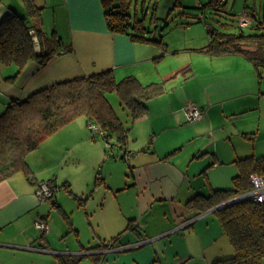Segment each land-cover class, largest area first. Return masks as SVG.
<instances>
[{
    "label": "crops",
    "instance_id": "obj_1",
    "mask_svg": "<svg viewBox=\"0 0 264 264\" xmlns=\"http://www.w3.org/2000/svg\"><path fill=\"white\" fill-rule=\"evenodd\" d=\"M106 1L33 0L39 8L34 15L23 0H0V22L18 14L36 31L35 52L53 35L62 41L60 53L49 63L31 60L18 74L17 65L0 60V114L13 98L106 69L117 81L135 76L141 84L161 85L146 101L147 112L126 133V145L114 141L127 162L121 181L110 169L103 170L105 178L96 171L114 138L97 137L83 116L27 155L33 180L19 171L0 181V264H78L81 255L92 264L93 257L100 258L97 264H211L231 256L216 205L201 210L200 202L189 200L231 189L232 177L240 171L237 160L264 155V67L237 53L207 54L203 47L209 35L200 44L196 37L179 41L142 34L162 41L156 43L114 32L108 27ZM246 16L252 24L253 16ZM187 102L203 110L199 120L188 123L183 111ZM82 145L91 165L82 171V186L75 187L68 172L77 163L74 147ZM126 150L132 153L128 159ZM42 180L55 186L51 201L36 199L35 186ZM102 186L95 207L99 217L88 220L90 232L83 236L75 206H67L55 190L63 187L87 214L89 196ZM106 190L109 200H115L109 217ZM36 220L48 223L49 232L36 229ZM112 238L122 247L103 252Z\"/></svg>",
    "mask_w": 264,
    "mask_h": 264
},
{
    "label": "trees",
    "instance_id": "obj_2",
    "mask_svg": "<svg viewBox=\"0 0 264 264\" xmlns=\"http://www.w3.org/2000/svg\"><path fill=\"white\" fill-rule=\"evenodd\" d=\"M30 13H39L33 0H23ZM114 1V3H113ZM180 5L178 1L174 6ZM106 17L110 18L108 27L114 32L130 34L134 40L154 41L160 39L145 37L148 27L144 19L135 16L133 19L125 11L124 0L119 11L116 0L105 2ZM210 7L219 10L216 0H207L198 8ZM209 26V25H208ZM256 34L244 32H227L207 29L209 41L203 47L211 56L237 53L245 55L257 68L264 67V5L261 16L253 17L250 25ZM24 16L13 14L0 22V60L4 65H17L18 74L24 64L35 60L40 65L60 53L62 41L53 35L42 46L40 53L35 52V44L29 33ZM132 30V32L130 31ZM16 76V75H15ZM11 77V79H13ZM161 91L158 83L141 84L135 76H126L117 81L112 70L91 73L40 87L26 98H13L0 114V181L12 174L22 171L33 180L26 157L59 128L78 116L85 115L87 120L100 126L108 138L124 146L127 143V132L137 118L147 112L146 101ZM108 93H115L119 105L126 112L125 120L114 109ZM239 174L233 178V187L225 190H213L207 197H194L190 203L200 202L201 210L226 201L230 197L251 188L249 176L252 173L264 174V155L248 156L237 160ZM52 187H55L51 184ZM69 192L68 184H62ZM225 230L227 240L234 248V254L213 261L211 264H264V203L253 200H241L223 205L215 210ZM115 239V238H112ZM95 264L99 257H93ZM73 262V261H72ZM62 263V262H61ZM64 264V263H62ZM75 264V262L71 263Z\"/></svg>",
    "mask_w": 264,
    "mask_h": 264
},
{
    "label": "rangeland",
    "instance_id": "obj_3",
    "mask_svg": "<svg viewBox=\"0 0 264 264\" xmlns=\"http://www.w3.org/2000/svg\"><path fill=\"white\" fill-rule=\"evenodd\" d=\"M177 0H124L125 11H127L132 19L137 16L139 18L144 19V24L148 27L149 31L146 33L149 36H153V34L163 38H171L173 40L182 41L183 37L186 38H194L196 42H200V44H204L207 41L208 32L205 25H209L211 28H215L227 32H236L240 33L241 31L244 34H256L261 31L255 30L250 25L247 26H239L238 18L241 15H250L254 18H258L261 16L264 0H226L225 4L221 6L219 10L204 7L198 8L199 3H205L207 0H179L180 5L174 6V3ZM187 12L188 14L184 13ZM145 34V35H146ZM108 98L114 106H116V110L122 119H125V111L118 110L117 104L119 103L118 97H116L115 93H108ZM111 95V96H110ZM86 118L85 115H82ZM91 131V130H90ZM100 133L96 134L99 137ZM102 137V136H101ZM102 139V138H100ZM105 142V140L102 139ZM106 143V142H105ZM111 143L113 146L108 147L106 144V149L109 150V155L103 157L99 162L96 171L100 170L101 176L105 178V174L103 170L110 169L109 171L115 172L117 174V180H122L123 172L125 173L124 167L126 166V161L123 158H120L123 154L114 146V139ZM84 146L74 147V155L77 157V163L74 164V168H72L68 173L71 178L74 180V186H82L84 183L83 177H85V173L82 174V171H85L91 164H89V157H87V153L85 151ZM89 156V155H88ZM115 159L114 160H110ZM123 161L125 165L122 164ZM81 171V172H80ZM95 171V172H96ZM19 173H23L20 171ZM24 174V173H23ZM120 177V178H119ZM102 186L101 188L95 190L94 194L92 193L91 197L89 196V213H85V209H83V205L81 208H77L78 201L72 197L63 187L55 190L56 197L58 195L63 196L65 203L67 206L72 207L75 206L76 211L73 214L76 217V222L81 225L83 236L86 235L87 232H90L88 229V222L92 221L99 217V213L95 211V207L99 203V191L101 189H105ZM108 193L107 201H109L108 207H106V217H109V213L114 209L112 205L115 204V200L110 201V193ZM88 203V202H87ZM81 209V210H80ZM79 210V211H78ZM94 211L93 213L91 212ZM82 211V212H81ZM79 219L78 216H80ZM90 219V220H89ZM89 220V221H88ZM89 230V231H88ZM227 239V238H226ZM231 251L235 253L234 248L230 245ZM80 261L78 264H92L90 258L87 255H81ZM188 264V263H187ZM195 264V262H192Z\"/></svg>",
    "mask_w": 264,
    "mask_h": 264
},
{
    "label": "built area",
    "instance_id": "obj_4",
    "mask_svg": "<svg viewBox=\"0 0 264 264\" xmlns=\"http://www.w3.org/2000/svg\"><path fill=\"white\" fill-rule=\"evenodd\" d=\"M217 1V5H219V7H221L222 5L225 4L226 0H216ZM117 4H118V8H116L115 10L119 11L121 6H122V0H116ZM198 6H201V3L198 4ZM238 23L239 26H247L251 24V19L248 18V16L246 15H241L238 18ZM111 19L107 18V23L110 22ZM206 28H210L208 25H206ZM29 33L32 37L31 40H33L34 43H38V37L36 34V31L34 29H30ZM183 111L185 114V117L188 121V123L199 120L204 112L203 110L197 106L196 104L192 103V102H187L184 106H183ZM88 127L90 128V130L92 132H97L100 133V135L107 137V135H105V132L102 131V129L100 128V126L96 123H93V121L88 120ZM132 153L128 150H126V152L124 153V158L128 159L129 157H131ZM250 183H251V188L247 189V191H244L242 193L236 194L232 197H230L229 199H227L226 201L220 202L223 203L225 205L233 203V202H237V201H241V200H253L255 202H262L264 203V174H259V173H252L250 176ZM36 190H35V196L36 199L39 202H45V201H51L54 198V188L51 186V183L45 180L42 181H38L37 185L35 186ZM219 203V204H220ZM219 204L216 205L214 207V209L219 208ZM34 223V226L36 229L42 231L43 233H48L49 232V224L46 223L45 221L42 222V220H36ZM115 239L109 240L105 245L106 247L102 250L103 252H108L111 250H114L116 248H121V245H114L115 244ZM132 246V245H131Z\"/></svg>",
    "mask_w": 264,
    "mask_h": 264
},
{
    "label": "water",
    "instance_id": "obj_5",
    "mask_svg": "<svg viewBox=\"0 0 264 264\" xmlns=\"http://www.w3.org/2000/svg\"><path fill=\"white\" fill-rule=\"evenodd\" d=\"M223 205H225V204H223V203H220V204H219V207H221V206H223Z\"/></svg>",
    "mask_w": 264,
    "mask_h": 264
}]
</instances>
